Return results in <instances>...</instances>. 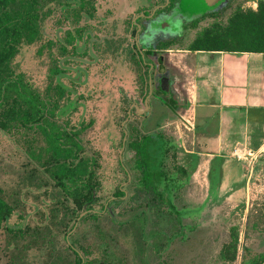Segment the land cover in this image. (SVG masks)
<instances>
[{"label": "rangeland", "instance_id": "1", "mask_svg": "<svg viewBox=\"0 0 264 264\" xmlns=\"http://www.w3.org/2000/svg\"><path fill=\"white\" fill-rule=\"evenodd\" d=\"M80 1L86 2V9L78 8ZM179 1H173V10ZM259 1L224 0L200 14L193 26L189 15L171 12L162 22L169 28L158 34L163 42L156 39L150 45L159 49L167 40L169 50L159 52L163 66L151 69L134 49L133 22L138 20L141 33L152 29V16L143 15L163 0L149 6L144 0H41L40 39L22 45L15 67L41 91L52 78L66 88L57 123L82 130V156L96 159V185L93 201L77 209L29 157V145H38L43 136L26 130L11 135L0 129V195L13 207L0 227V264H72L75 255L70 249L78 252L82 264L259 263L264 256V152H230L225 171L232 175L231 182L214 158L207 166V184L192 182L202 179L203 167L196 165L187 185L171 195L181 213L178 226L174 212L141 189L128 149L133 137L161 133L174 149H151L153 167L160 164L170 172L180 165L188 170L189 155L198 144L195 135L189 146L203 109L197 107L193 130L180 124L194 93L177 55L196 39L202 40L198 48H228L218 37L238 14L256 11ZM165 68L179 74L175 87L182 102L172 117L162 120L167 114L159 104L156 81ZM55 69L60 73L53 75ZM209 128L214 131L215 124ZM67 212L72 218L65 222L61 217Z\"/></svg>", "mask_w": 264, "mask_h": 264}, {"label": "trees", "instance_id": "2", "mask_svg": "<svg viewBox=\"0 0 264 264\" xmlns=\"http://www.w3.org/2000/svg\"><path fill=\"white\" fill-rule=\"evenodd\" d=\"M77 4L79 9L87 7L86 2L80 1ZM74 17L77 21L78 11ZM197 19L198 16L188 18L192 26L197 23ZM42 20L41 0H0V129L11 135L22 130L40 133L43 141L33 148L29 145V157L39 164L56 187L68 195L74 206L81 209L84 204L88 205L93 201L96 185L93 167L96 159L82 156V130L73 129L67 123L63 126L57 123L60 101L68 94L66 88L52 78L45 91H41L34 81L15 67L14 60L22 45H31L40 39ZM224 29L226 31L221 33L218 41L227 42L228 48H198L202 40L196 39L187 49L236 54L264 52V0L259 1L256 11L241 12L236 20L230 21ZM208 42L217 44L214 38H209ZM165 46L167 44H164ZM61 50L62 55L66 54L65 46L63 49L61 47ZM37 53H41L40 49ZM64 57L65 61L69 59L65 55ZM52 73L57 75L60 71L55 69ZM159 126L160 124H157L153 129ZM198 140L199 136L195 135L197 143ZM157 148L166 153L174 149V146L161 133H157L155 137L153 134L144 133L128 142V149L134 157V167L140 176L138 182L141 189L149 191L167 205L176 215L174 222L179 226L181 213L172 204L171 195L189 182L198 162L197 153L211 152L199 150L197 144L195 152L189 155L188 170L178 165L166 172L162 165H152L151 151ZM215 159L218 161L217 168L222 170V158L215 156ZM116 193L123 194L120 190ZM12 210L13 207L0 195V227L11 215ZM70 215L72 214L67 212L61 219L66 222L72 218ZM70 251L75 255V259L70 263L82 264L78 252L73 249ZM259 259L258 264H263L264 256Z\"/></svg>", "mask_w": 264, "mask_h": 264}, {"label": "crops", "instance_id": "3", "mask_svg": "<svg viewBox=\"0 0 264 264\" xmlns=\"http://www.w3.org/2000/svg\"><path fill=\"white\" fill-rule=\"evenodd\" d=\"M177 56L183 62L182 75L193 88L189 91L194 93L185 112L192 110L195 121L197 107L203 109L189 147L197 135L199 150L211 152L198 154L197 168L203 167L202 179L193 178L192 182L207 184V166L215 156L222 158L224 177L228 175L231 182L232 175L225 171L230 152H264V52L184 49ZM178 75L174 74V78L178 79ZM212 123L214 131L209 128Z\"/></svg>", "mask_w": 264, "mask_h": 264}, {"label": "flooded vegetation", "instance_id": "4", "mask_svg": "<svg viewBox=\"0 0 264 264\" xmlns=\"http://www.w3.org/2000/svg\"><path fill=\"white\" fill-rule=\"evenodd\" d=\"M157 1L158 0H144V2L148 4V6ZM173 1L174 0H163V3L161 4L157 3L153 6L150 14L143 15L148 18L152 16L150 17V20L148 21L149 23L154 21V27L152 29L150 28L149 30L143 31L141 33L140 32L141 26L140 24H138V20H134L133 22L136 25L134 35H133L134 49L136 50V52L142 55L146 63L145 65H147L148 68L153 69L155 66L156 67L163 66V62H161L162 59L159 56V52L169 50L168 49L169 44L167 43L168 42L167 40L164 42L165 45L167 43V46L159 48V49L150 47V45L156 39L162 41L161 36H158V34H163L162 33L163 31L162 32H159V31H161L162 29L169 28L168 25H167L168 27L162 26V22L165 23V21L168 20L167 18H169V14L173 12L172 7L175 5ZM192 18H195V17H192ZM170 22L171 20L168 21V24H170ZM149 27H150V24H149ZM170 29L171 31L173 30L172 28ZM166 33H164L165 36L167 35ZM168 36L172 37V35H169V34ZM152 45H154V43ZM161 81H162L163 88H161ZM156 82H157L156 83L157 90L159 93L157 97L159 98V104L162 106L161 108H163L167 114L165 117H163L162 120H164L167 117H172L174 113L177 112L178 109H180V104L182 102L181 95L178 93L177 90H175L176 89L175 86L179 82V80L175 79L174 74L170 72L169 69L165 68L164 72L160 76H158Z\"/></svg>", "mask_w": 264, "mask_h": 264}, {"label": "water", "instance_id": "5", "mask_svg": "<svg viewBox=\"0 0 264 264\" xmlns=\"http://www.w3.org/2000/svg\"><path fill=\"white\" fill-rule=\"evenodd\" d=\"M224 0H181L177 8L181 16L196 17L218 7ZM173 10V11H175ZM176 18V17H175ZM161 88L162 81H161Z\"/></svg>", "mask_w": 264, "mask_h": 264}, {"label": "built area", "instance_id": "6", "mask_svg": "<svg viewBox=\"0 0 264 264\" xmlns=\"http://www.w3.org/2000/svg\"><path fill=\"white\" fill-rule=\"evenodd\" d=\"M179 122L183 125L188 131L193 130L194 128V115L193 111L187 109L184 115L180 116Z\"/></svg>", "mask_w": 264, "mask_h": 264}]
</instances>
